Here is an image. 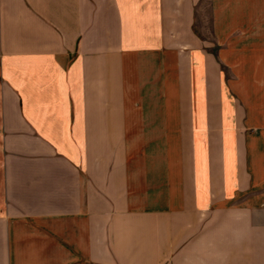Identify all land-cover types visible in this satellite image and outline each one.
Returning <instances> with one entry per match:
<instances>
[{
    "label": "crops",
    "instance_id": "0c3cea01",
    "mask_svg": "<svg viewBox=\"0 0 264 264\" xmlns=\"http://www.w3.org/2000/svg\"><path fill=\"white\" fill-rule=\"evenodd\" d=\"M0 264H264V0H0Z\"/></svg>",
    "mask_w": 264,
    "mask_h": 264
},
{
    "label": "rangeland",
    "instance_id": "374dc122",
    "mask_svg": "<svg viewBox=\"0 0 264 264\" xmlns=\"http://www.w3.org/2000/svg\"><path fill=\"white\" fill-rule=\"evenodd\" d=\"M245 73H247V72H245ZM225 77H229V74H226L225 73ZM247 78H249V74L247 73ZM250 89V88H249ZM258 89V88H257Z\"/></svg>",
    "mask_w": 264,
    "mask_h": 264
}]
</instances>
